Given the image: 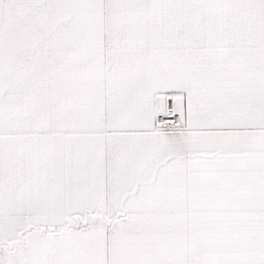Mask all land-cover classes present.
Segmentation results:
<instances>
[{"label":"snow or ice","instance_id":"snow-or-ice-1","mask_svg":"<svg viewBox=\"0 0 264 264\" xmlns=\"http://www.w3.org/2000/svg\"><path fill=\"white\" fill-rule=\"evenodd\" d=\"M0 264H264V0H0Z\"/></svg>","mask_w":264,"mask_h":264}]
</instances>
